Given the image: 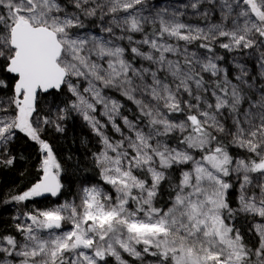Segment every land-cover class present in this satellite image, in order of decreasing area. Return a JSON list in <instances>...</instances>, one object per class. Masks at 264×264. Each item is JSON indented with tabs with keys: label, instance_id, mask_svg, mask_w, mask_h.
Returning <instances> with one entry per match:
<instances>
[{
	"label": "snow or ice",
	"instance_id": "obj_1",
	"mask_svg": "<svg viewBox=\"0 0 264 264\" xmlns=\"http://www.w3.org/2000/svg\"><path fill=\"white\" fill-rule=\"evenodd\" d=\"M217 49L257 53L258 73L235 58L224 67ZM0 67L13 78L0 162L14 163L18 134L42 154L37 182L11 201L61 195L63 168L43 135L63 133L72 112L100 137L94 164L110 188L17 216L19 238L0 235V264H128L122 253L140 264H264V0H0ZM64 89L74 99L58 107ZM112 91L139 117L121 115ZM164 183L171 195L158 206ZM240 214L254 218V246L235 227Z\"/></svg>",
	"mask_w": 264,
	"mask_h": 264
},
{
	"label": "trees",
	"instance_id": "obj_2",
	"mask_svg": "<svg viewBox=\"0 0 264 264\" xmlns=\"http://www.w3.org/2000/svg\"><path fill=\"white\" fill-rule=\"evenodd\" d=\"M172 2L187 3L188 0H172ZM213 18L216 19L217 17ZM192 21L202 23L195 18H192ZM91 23L90 21L89 24ZM217 52L225 57L222 65L226 68L234 69L232 61L235 58L241 62L247 61L246 66L251 73L255 74L259 71L256 66L258 54L255 52L252 55L227 53L223 49H217ZM134 63L138 65L139 60L135 59ZM0 79L8 84L7 88L0 89V100L7 102L13 94V78L10 73H7L0 67ZM110 95L123 105L120 110L121 115L128 116L130 119H135V116H139L136 105L132 101L127 100L115 91L110 92ZM56 96L55 104L58 107H65L73 100L67 89H64L62 94L57 93ZM52 101V96L41 99L40 104L43 112L50 111ZM120 121L119 124H121ZM62 124L65 128L63 133L48 128L43 135V138L52 146L57 160L63 168L61 179L64 188L60 196L44 199L37 197L23 203L11 201L12 196L28 190L37 182L40 175L41 152L39 146L28 140L23 134H18V139L9 145L7 155L15 159L12 165L0 162V235H15L19 238V234L15 229V225L17 224V221L14 220L15 214L24 216L27 212H33L36 209L52 208L65 202L75 201L79 203L82 187L100 185L105 190L110 191L109 186L105 185L101 180L99 169L94 164L93 153L99 152L102 148L100 138L82 117L75 112H72L66 120L62 121ZM107 129L105 130L107 135L110 137L114 136L116 139L118 138L109 127ZM173 144H175V141H173ZM230 151L234 154L243 155L239 149L230 148ZM234 189L233 187L229 191V200L233 208H235ZM170 195L167 183L162 184L157 198L158 206H164L168 203ZM253 221L254 218L242 214L238 215L234 221L235 227L240 230L245 242L249 246L256 245L258 240L252 227ZM108 259L109 264H116L113 258L109 257ZM130 264H140V261L131 260Z\"/></svg>",
	"mask_w": 264,
	"mask_h": 264
},
{
	"label": "rangeland",
	"instance_id": "obj_3",
	"mask_svg": "<svg viewBox=\"0 0 264 264\" xmlns=\"http://www.w3.org/2000/svg\"><path fill=\"white\" fill-rule=\"evenodd\" d=\"M189 22L190 23H194V24H196L195 22H193L192 21V18L191 19H189ZM146 62H144V61H140L139 60V64H138V66L139 65H142V64H145ZM108 95L109 96H111L110 95V92L108 93ZM112 97V96H111ZM113 98V97H112ZM72 99H74V97H72ZM114 99V98H113ZM9 101V100H8ZM7 101V102H8ZM7 102H5V103H7ZM137 113H139L138 112V110H137ZM53 114V116L55 115V113H52ZM0 115H3V113H0ZM97 116H98V119H100L101 120V122L102 123H104V124H106L107 126H106V128L104 129V132H105V130H108L107 129V127H109L112 131H113V134L114 135H116V136H118V138L117 139H119L120 137H119V134L118 133H116L115 131H114V129L112 128V126H111V124H109L108 122H107V118L106 117H103V116H99L98 114H97ZM139 117V116H138ZM137 116H135V118H138ZM119 121H120V119H119V117H117V123H119ZM121 122V124H122V121H120ZM61 123H62V121H61ZM91 128V127H90ZM51 129H53V128H51ZM92 129V128H91ZM125 131H127L126 129H125ZM109 136V135H108ZM99 137V136H98ZM110 137V136H109ZM100 138V137H99ZM112 139H116L114 136L113 137H111ZM42 155V154H41ZM5 157L4 156H2V155H0V161H2L3 159H4ZM229 179H231L232 180V182H233V184L235 185L236 184V181H235V179L234 178H229ZM97 186H100V185H97ZM108 186V185H107ZM101 187H103V186H101ZM104 188V187H103ZM234 192H235V196H234V202H235V208L238 206V202H237V197H238V189H237V187L236 186H234ZM105 189V188H104ZM231 190V189H230ZM229 190V191H230ZM113 195H115V193H113ZM242 215H244V214H242ZM17 216H19V217H23L22 215H18V214H15V219L14 220H16L17 221V223H20V222H22V221H18L17 219H16V217ZM253 218V217H252ZM258 219V218H257ZM71 227V225H69V224H66L65 225V228L67 229V228H70ZM139 247H142V246H139ZM122 255H123V258L128 262V264H130V261L131 260H136V259H134L133 257H131V256H129L127 253H122ZM153 258L152 257H145V264H147V262L148 261H150V260H152ZM115 261V260H114Z\"/></svg>",
	"mask_w": 264,
	"mask_h": 264
},
{
	"label": "water",
	"instance_id": "obj_4",
	"mask_svg": "<svg viewBox=\"0 0 264 264\" xmlns=\"http://www.w3.org/2000/svg\"><path fill=\"white\" fill-rule=\"evenodd\" d=\"M40 199H44V198H51L50 196H43V197H39Z\"/></svg>",
	"mask_w": 264,
	"mask_h": 264
}]
</instances>
